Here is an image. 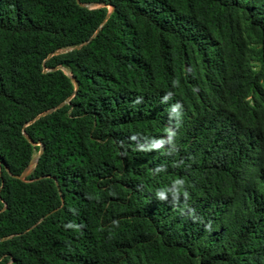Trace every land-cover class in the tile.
Returning <instances> with one entry per match:
<instances>
[{
	"label": "trees",
	"instance_id": "obj_1",
	"mask_svg": "<svg viewBox=\"0 0 264 264\" xmlns=\"http://www.w3.org/2000/svg\"><path fill=\"white\" fill-rule=\"evenodd\" d=\"M0 264H264V0H0Z\"/></svg>",
	"mask_w": 264,
	"mask_h": 264
},
{
	"label": "water",
	"instance_id": "obj_2",
	"mask_svg": "<svg viewBox=\"0 0 264 264\" xmlns=\"http://www.w3.org/2000/svg\"><path fill=\"white\" fill-rule=\"evenodd\" d=\"M56 68H57V67H56ZM73 80H74V82L76 83L74 77H73ZM36 160H37V158L35 159V161H36ZM32 163H33V161H32ZM29 172H30V168H28L26 171H24L21 175H16V177H18V178H20V179H24V178L28 175Z\"/></svg>",
	"mask_w": 264,
	"mask_h": 264
},
{
	"label": "clouds",
	"instance_id": "obj_3",
	"mask_svg": "<svg viewBox=\"0 0 264 264\" xmlns=\"http://www.w3.org/2000/svg\"><path fill=\"white\" fill-rule=\"evenodd\" d=\"M183 183V181H176V184H182ZM158 195H159V197L161 198V199H165V197H164V191H160L159 193H158ZM185 195L187 196V193H185Z\"/></svg>",
	"mask_w": 264,
	"mask_h": 264
},
{
	"label": "rangeland",
	"instance_id": "obj_4",
	"mask_svg": "<svg viewBox=\"0 0 264 264\" xmlns=\"http://www.w3.org/2000/svg\"><path fill=\"white\" fill-rule=\"evenodd\" d=\"M37 152H36V154H35V156H34V159H33V163L35 162V159L37 158Z\"/></svg>",
	"mask_w": 264,
	"mask_h": 264
}]
</instances>
